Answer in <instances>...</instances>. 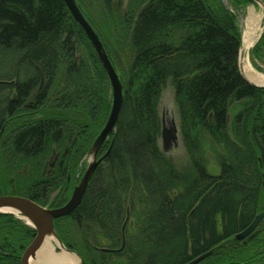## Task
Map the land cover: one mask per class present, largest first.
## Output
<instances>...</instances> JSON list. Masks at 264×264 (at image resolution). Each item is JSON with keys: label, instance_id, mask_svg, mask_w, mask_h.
Masks as SVG:
<instances>
[{"label": "trees", "instance_id": "16d2710c", "mask_svg": "<svg viewBox=\"0 0 264 264\" xmlns=\"http://www.w3.org/2000/svg\"><path fill=\"white\" fill-rule=\"evenodd\" d=\"M91 1L110 19L120 0ZM128 5L134 19L122 23L131 58L124 105L102 155L110 151L76 211L56 220L58 234L83 264H112L114 255L124 264H187L214 248L198 264H264V225L244 242H228L264 211V88L241 74L232 16L220 0ZM168 85L183 164L161 147ZM110 93L106 71L64 0H0V137L6 130L13 156L33 163L54 143L78 165L106 122ZM66 173L39 172L29 190L12 194L60 207L71 196L50 198ZM35 235L14 214L0 213V264H21ZM2 246L12 249L7 261Z\"/></svg>", "mask_w": 264, "mask_h": 264}, {"label": "rangeland", "instance_id": "374dc122", "mask_svg": "<svg viewBox=\"0 0 264 264\" xmlns=\"http://www.w3.org/2000/svg\"><path fill=\"white\" fill-rule=\"evenodd\" d=\"M77 1L82 11L85 13L86 17L89 19V21L92 23V25L94 26V28L100 35L101 39L107 42V50L112 54L110 57L114 60V63L116 65L115 67L120 73L123 81L125 82L127 73H128V61L131 58V54H130V47L128 45V41H126L127 40L126 37L129 36V34H128L125 23H122V22L123 21L126 22V20L128 19L127 16L131 19H134V14L131 12L129 13L127 12L128 6H129L128 5L129 0L116 1L115 3L116 11L110 19L102 16L103 12L101 8V3L99 4L97 3L94 5L91 3L92 2L91 0H77ZM220 3L222 5V8L228 14L232 16L234 26L237 29V32L239 33L240 38H241L240 49L242 50V53L240 50L239 51L240 54L238 57L239 59L238 65L240 66L239 69L243 70L245 64L247 62H250L251 66L256 72L264 75V0H256L253 2L249 0H220ZM124 12H127L129 15L125 14ZM253 12L257 15V18H259L258 22L256 23L257 28L255 32V35L258 36V38L254 41L253 45L246 51L244 48V36H245V32L247 31L248 25L250 23V18L252 17ZM114 36H116L115 42L114 40H111L112 38H114ZM110 88H111V85H110ZM110 94H111L110 100L112 102V91ZM30 105H32V103L27 105V107H29ZM111 106H112V103H111ZM160 112L162 115V120H164V123L166 125H169L172 120H175L180 130V119H179L178 107L175 101L174 90L171 85H168L166 89L164 90L162 102L160 105ZM40 115L41 114H38L37 117H40ZM6 132L7 131L5 130L4 133L0 137V142H1L0 144V194L1 193L5 194L4 192L6 191L8 192V190L11 191L13 189L14 190L17 189L16 193L21 194V192H24V189L26 190L30 189V186H32L31 183L34 182L35 178L39 177L38 175L39 172L42 173L44 171L46 162L47 161L49 162L51 160L53 153H57L60 151L63 156V153L66 150L63 147L59 148L58 145L53 143L50 146H48L46 152L43 155H41L37 159V161L34 160L33 163L32 161L30 163H25L24 162L25 160H23L22 158H16L15 156L11 154L10 152L11 146H10L9 139H8L9 137L7 136ZM179 137L180 139H179L178 145L174 146L172 149H170L166 153L170 157H172L176 161V163L183 164L186 160V153H185V149L183 147L182 141H181V134ZM93 143L94 141H92V143L90 144V148L88 149L86 154L80 157L78 165H76L73 162L72 174L70 178L71 180L68 179V177L66 178V181L64 179V182H70V186H67V183L66 184L64 183L61 190L59 191V192L62 191L60 194L62 200L60 198L59 199L60 201H65L66 199H68L69 196L73 194L75 188L72 189V187L80 183L87 167L91 164V162L94 161L95 153L92 150ZM161 147H163L162 139H161ZM106 148L107 146H104V145L100 148L99 152L97 153V159L106 151ZM25 166L27 167L25 168ZM18 170H22V171L19 172ZM31 176L32 177L34 176L35 178L34 179L31 178ZM18 189H21L19 190L20 193ZM57 195L58 194H55L53 197L51 196L50 198L51 202H53L54 200H58ZM16 217L17 219L22 220L23 222L27 223L26 220L18 216ZM261 224L264 225V219L262 220L260 225ZM77 238L78 237L75 236L73 242H77ZM56 246H57V251H60L61 248H59V245H56ZM65 246L67 247V249L72 250L71 251L72 253L76 252L79 255L83 263V259L81 255L76 250L69 248L66 244ZM7 247L8 249L2 246L3 248L2 251L4 253H7V252L11 253L12 252L11 247L9 246ZM26 248L27 247L22 249L23 252L21 253V256H20V263H21V257ZM115 260H118L117 261L118 264H124L125 262L123 258L117 255L112 256L110 259V262L114 264L113 262Z\"/></svg>", "mask_w": 264, "mask_h": 264}, {"label": "water", "instance_id": "95a60500", "mask_svg": "<svg viewBox=\"0 0 264 264\" xmlns=\"http://www.w3.org/2000/svg\"><path fill=\"white\" fill-rule=\"evenodd\" d=\"M69 11L71 12L74 20L77 22L79 27L83 30L89 41L91 42L106 74L108 76L111 91H112V106L109 112L108 118L102 127L101 131L97 135L93 143V151L95 153L94 161L87 167L83 178L80 183L75 186V190L71 196V198L62 206L50 208L48 206H44L31 198L24 197L21 195H13V194H0V213L4 214H14L24 220L27 221L28 225H31L35 231L36 235L32 242L25 249L22 257L21 264H30V259L35 257L38 250L43 245L45 239L48 236H54L58 239L61 245L68 251H72L67 249L64 242L60 238L55 222L57 219L72 215L76 209L79 207L82 202L86 191L89 187L90 180L93 177L98 165L105 158V156L109 153V150L97 159V153L100 148L104 145V143L109 139V137L116 130L121 111L125 101V85L122 80V77L116 67L114 66L109 54L107 53L104 43L86 17L85 13L82 11L81 7L78 4L77 0H64ZM251 2L256 0H249ZM241 50V49H240ZM242 53V50H241ZM240 54V52H239ZM240 67V66H239ZM241 74L244 76L243 70H241ZM244 78L252 85L257 87L264 88V85H258L256 83L251 82L246 76ZM180 130L177 126L175 120H172L169 125H166L163 120V128H162V149L167 152L172 149L174 146H177L180 139ZM57 158V154H54L49 161V165L52 166ZM264 219V211H261L257 214L252 223L245 228L244 230L236 233L232 238L229 239V243H241L246 241L252 234L257 230L260 223ZM126 224L123 226V232L125 230ZM125 245V236L123 239V246ZM59 248H61L59 246ZM108 250V249H103ZM121 249L112 250L115 252L120 251ZM216 251V248L205 252L204 254L196 257L191 260L187 264H198L202 260L206 259L210 255H212ZM75 254H77L75 252ZM78 255V254H77ZM79 256V255H78ZM80 258V257H79ZM78 264H83L81 259ZM114 264H118L117 261H114Z\"/></svg>", "mask_w": 264, "mask_h": 264}, {"label": "bare ground", "instance_id": "6f19581e", "mask_svg": "<svg viewBox=\"0 0 264 264\" xmlns=\"http://www.w3.org/2000/svg\"><path fill=\"white\" fill-rule=\"evenodd\" d=\"M258 20L259 18H257V15L253 12L244 36V48L246 51L258 38V36L255 35L257 28L256 23L258 22ZM243 70L246 77L251 82L258 85H264V75L256 72L251 66L250 62H247L245 64ZM56 245H59L61 247L60 251H57ZM79 262V256L66 250L54 236H48L41 248L38 250L36 256L30 259V264H78Z\"/></svg>", "mask_w": 264, "mask_h": 264}, {"label": "flooded vegetation", "instance_id": "af4514ba", "mask_svg": "<svg viewBox=\"0 0 264 264\" xmlns=\"http://www.w3.org/2000/svg\"><path fill=\"white\" fill-rule=\"evenodd\" d=\"M33 102H32V105H30L29 107H26L27 109H32L33 108ZM32 106V107H31ZM31 107V108H30ZM15 120L14 119H10V121H8L7 122V124L8 125H10L11 123H13ZM62 130V129H61ZM54 154H57V158H56V160H55V162H54V164L52 165V166H50L49 165V162L47 161L46 162V165H45V169H44V171L42 172V175L43 176H45V177H49V178H51V177H56L57 176V174H59V173H61V171L62 172H64L65 170H67V177H68V179H70L71 178V174H72V165L71 164H69V163H67L66 162V158L68 157V155H67V151H64V153H63V156H62V153L59 151V152H57V153H53V155ZM25 168H26V166H25ZM19 172L20 171H22V170H18ZM71 180V179H70ZM67 183V186H70V182L68 183V182H66ZM65 183V184H66ZM74 187H75V185L72 187V189H74ZM17 189H13V190H8V192L7 193H9V194H12V193H16L17 191H16ZM61 190V189H60ZM60 190H58L57 192H55V193H53L52 194V197L55 195V194H58L57 195V199L59 200L60 198H61V196H60V194H61V192H59ZM6 192H4V193H6ZM6 193V194H7ZM72 196V195H71ZM71 198V197H70ZM61 200H62V198H61ZM3 254H4V258H3V261L6 259V257H9L8 256V254H9V252H7V253H4L3 252ZM6 254V255H5ZM10 255V254H9ZM8 259H6V261H7Z\"/></svg>", "mask_w": 264, "mask_h": 264}]
</instances>
